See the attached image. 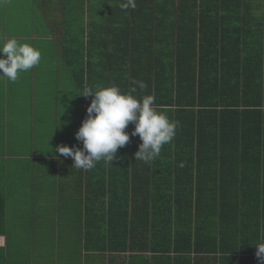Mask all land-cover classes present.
<instances>
[{
  "label": "trees",
  "instance_id": "obj_1",
  "mask_svg": "<svg viewBox=\"0 0 264 264\" xmlns=\"http://www.w3.org/2000/svg\"><path fill=\"white\" fill-rule=\"evenodd\" d=\"M148 3L146 13L172 12L171 26L169 19L159 23L154 38L147 32L112 35L111 42L128 46L110 53L113 61L89 86L116 85L125 93L136 87L132 95L153 96L157 111L179 125L155 160H136L142 141L134 136L112 164L101 160L92 169L116 192L108 220L97 216L110 231L101 247L110 254L105 263L260 264L255 246L264 242V32L249 27L259 20L244 13L264 12V4ZM231 15L246 28H224ZM87 98L86 109L93 97ZM134 127L130 123L126 132ZM5 209L0 196V235Z\"/></svg>",
  "mask_w": 264,
  "mask_h": 264
},
{
  "label": "rangeland",
  "instance_id": "obj_2",
  "mask_svg": "<svg viewBox=\"0 0 264 264\" xmlns=\"http://www.w3.org/2000/svg\"><path fill=\"white\" fill-rule=\"evenodd\" d=\"M58 5L51 6L53 10H47V8L44 10L39 2L35 6L31 0H0V41L6 42L8 39L15 38L22 43L31 44L41 52L40 64L27 72L20 73L16 82L7 79L0 80V163L7 158L5 155L7 150L3 149L6 144L10 153L15 149L18 154H16L18 156L16 164L19 165L21 171L31 172L33 170L29 167L30 162L28 161V157H30L29 150L32 146L31 128L34 127L35 129L34 136L37 144L40 142V132L44 131V141L40 150V153L44 154H53L56 141L52 138L55 134L57 136L59 134V144H62L67 135H74L79 130L87 109H83L85 101H83L82 96H79L83 91V87L79 82L76 85L73 79H76V74L80 70L85 72L88 65L90 74L98 72L99 69L101 57L99 51L101 49L86 43L87 41L91 42L92 36L87 37L84 34L86 30L83 26L86 27V20L93 26L100 23L99 16L102 15L101 13H105L106 10L102 4L94 2L86 19L85 13L82 15L81 6H78L76 11L79 12V16L72 15L68 17L70 18V24H72L70 28L69 25L65 26L63 24V18L65 17L58 15L60 13L56 11ZM116 6L113 5L114 8ZM62 7L61 4L60 8L63 9ZM54 18L56 22L52 21ZM65 29L68 32H63ZM61 31L62 33H68V35H70L69 32L72 33L70 36L74 41L72 54L70 55L72 60H65L63 54H61V57L57 56L55 58V53L58 50L55 42L60 41ZM2 55L0 54V56ZM66 61H68L70 67L67 66ZM71 69L75 72V75H73ZM48 79H51L52 82ZM53 79H64L57 100L60 113L59 119L62 126H66L67 123L72 125L68 130H64V127H62L61 132L55 131L51 125L47 124L50 120L48 116L44 117L45 126H40L42 120L40 114L45 111L42 103H48L50 106L56 105V88ZM106 82L104 80L99 84L102 83L105 86ZM89 83L90 86L94 84ZM42 88L50 93V98L43 99L39 97L38 94ZM34 91L35 95L32 97ZM5 104L7 109L4 107ZM66 105H74V107L71 109V107H65ZM33 109L35 115L32 114ZM65 119H68L69 122ZM5 166L6 164H0V174L6 171ZM12 170L13 172L19 171L17 168H12ZM62 172L69 171L63 169ZM10 174L13 173L10 172ZM70 178L66 174L61 175L62 187L66 185L68 190L67 195H63L61 199L62 201L65 200V203L69 206H67V209H63L65 205H62L60 219L56 220L59 221V225H54V222H52L40 229L39 235L31 233L27 237L23 235V229L16 228L13 215H10L11 218L8 220L6 229L7 232H10L8 233L9 238L7 244L4 245L5 248L0 249V264H29L30 261H33L34 264H81L79 258H82L85 248L81 241L84 238L81 239L79 235L83 231V226L86 229L85 221L87 217L85 213L83 215L82 209L83 204L87 203L88 205V200L85 199L83 190L78 184L80 182L70 180ZM4 182V180L0 182V192L5 199H11L7 201L12 205L13 200H17L18 196H14L9 190H6V183ZM30 184L31 182H28L26 186L28 189L31 187ZM30 198L29 195L26 197L27 200H30ZM66 213L71 216L70 223L65 220ZM55 214L58 213L55 212ZM52 220H54L53 217ZM25 230H29V228H25ZM86 256L88 257L87 252Z\"/></svg>",
  "mask_w": 264,
  "mask_h": 264
},
{
  "label": "crops",
  "instance_id": "obj_3",
  "mask_svg": "<svg viewBox=\"0 0 264 264\" xmlns=\"http://www.w3.org/2000/svg\"><path fill=\"white\" fill-rule=\"evenodd\" d=\"M151 0H136V8H143V10L135 11V12H127L133 11L134 9L129 8L127 10H122L120 5L126 0H31L33 5H37L39 2V5L44 8V10L47 8V10H53L51 6H54L55 4L58 5V9L56 8V11L60 12L58 15L63 16L65 18L63 21V24L69 25L70 28L72 27V24H70V16L75 15L76 17L79 16V12L76 11V8L78 6H81V12L82 15L85 13V18L87 19L89 15V11L91 7L94 5V2H97L99 4H102L103 8L106 10L105 13H101L100 19L101 22L97 23V25L93 26L89 21L86 20V27L83 26V28L86 30L84 32L87 37L90 35L93 37L92 41L86 42L88 45L92 44L95 45L97 48H100L101 50L99 53H106L101 55L100 57V63H99V69L98 72L95 73H89V65L86 68V71H79L76 74V79L74 80V83L77 85V82L82 85L83 89L85 87H90V83L96 84V78L95 76H98L100 71L104 70L105 67H109L110 60L113 61V58L111 59L110 53L115 51V49H124L126 44L118 43L119 40L113 39L112 35L117 36H127L128 34H137L141 35L147 32L145 35L153 36L157 34L159 31V23H164L167 19H169V25L171 26V21H173L172 12L168 14L164 11L158 13V12H152L149 13L147 11V8L149 7L146 5V3ZM153 4L158 3L162 5L163 8V0L157 1L152 0ZM172 2V0H170ZM243 1V0H242ZM246 1V0H245ZM253 1L257 4H264V0H249ZM63 5V9L60 8V5ZM105 4V7H104ZM151 4V7H154V5ZM113 5H117L116 8L113 7ZM56 7V6H55ZM54 7V8H55ZM145 10V11H144ZM135 15L137 17L136 19L139 22H126L128 21V18H131ZM168 14V15H167ZM245 16L248 17V19L252 20H259L256 25H249V27H252L256 30H262L264 32V12L260 13H252V14H246ZM219 18H223L222 15L219 16ZM236 18V15L225 17V19H231L232 24L229 22H224L223 26L224 28H227L229 30H234V28H243V30L246 28V25L243 26V22L240 23H233V20ZM153 20V22H151ZM54 22L55 18L52 20ZM160 21V22H159ZM63 32H68L67 29L63 30ZM68 33H60V41H56L55 44L57 45V52L55 50V58L61 57V54H63V58L71 59L72 54V48H73V40L71 39V34ZM37 37V36H35ZM94 37H97V39H94ZM102 37V38H101ZM100 38V40H99ZM154 48V47H153ZM155 49V48H154ZM153 51L155 52V50ZM103 51V52H102ZM107 55V56H106ZM69 56V57H68ZM45 57V56H44ZM117 58V57H116ZM116 60V59H114ZM248 60V59H246ZM59 61V60H58ZM242 62H245V60H242ZM251 61V60H249ZM67 66H69L68 61ZM240 62L239 64H241ZM253 64V63H251ZM237 67V66H236ZM101 69V70H100ZM71 71H73L71 69ZM87 73V75H85ZM73 75H75V72L73 71ZM50 82H52L51 79H48ZM94 80V82H93ZM104 81V78L101 79ZM62 81L64 82V79H53V82L55 83L56 88V105L50 106V104L43 102L42 107L45 110L40 115L42 116L41 125L45 126L44 123V117L48 116L50 120L47 122V124L51 125L53 129L57 132L62 131V127H64V130H68L72 125L70 123L65 124L66 126L61 125V120L59 119V108H58V97L61 93L60 86L62 85ZM100 81V80H99ZM108 83V82H106ZM82 89V90H83ZM35 91L32 93V97L35 95ZM39 97H42L43 99L50 98V93L46 91L45 88H42L39 92ZM31 97V98H32ZM83 101H85V105L83 107L84 110H86V101L88 100L87 97H82ZM33 100V98H32ZM48 104V105H47ZM47 105V108H46ZM5 109L6 104H5ZM8 107V105H7ZM65 107L73 109L74 105H66ZM32 114L35 115V111L33 109ZM85 120V114L83 121ZM65 121L69 122L68 119H65ZM82 126V125H81ZM79 126V128L81 127ZM66 128V129H65ZM34 127L30 129V133L32 134V146L29 150V156L28 161L29 167L33 169L31 172L21 171L19 168V165L16 164L18 154L15 152V149L11 151V153L8 151V145L5 144L3 149L6 151L7 158L2 160L0 164H3L5 166L6 171L4 173L0 174V182L4 180L6 183L5 189L9 190L10 193H12L14 196H18L17 200H13V204H9L7 200H11L9 198L5 199V224H4V230L2 234L0 235V249L5 248V244H7L8 241V233L7 227H8V220L11 218V214L14 218V224L16 225V228L23 229V235L29 236L31 233L36 235L40 234V229L44 228L46 225L54 222L55 224L59 225L60 219V211L62 205L63 209H67L68 204L65 203V200L62 201V196L67 195L66 192H68L66 185L62 187V179L61 175H67L70 176V180H77L80 188L83 190V195L86 200H88V205L83 204V215L86 214L87 220L86 223V229L83 226V231L79 235L81 237V240L84 244V252L82 254V258H79V261L81 264H107L105 263V258H108L110 255L109 252H105L104 249L101 250L102 244L106 242L108 243V236H110V231L107 225L105 223L101 224V221L97 219V216L102 215L104 220H108L109 218V208L113 204V199L111 198L116 197V192L113 191L110 187V185L104 184L103 178L101 177V174L98 173L97 170H93L94 172H91L92 170L85 171L83 169H75L74 168V161L70 157H63L59 153L53 154H44L40 153V150L42 149L43 141H44V131L40 132V142L37 144L35 142V136H34ZM78 130L76 131V133ZM70 133V132H69ZM76 133L74 135H67V137L63 140L62 144H59V134L58 136L55 134L53 136V140L56 141V145L53 147L55 149L57 146L60 145H66L69 147H83L81 142H78L76 140ZM51 140V139H50ZM50 145V144H49ZM36 146V150H35ZM10 154H9V153ZM17 154V155H16ZM12 161V162H11ZM98 164V163H97ZM98 166V165H97ZM26 167V166H25ZM100 167V166H99ZM99 167H96L99 168ZM4 168V167H3ZM12 168H17L19 171H14ZM69 171L63 173L62 170ZM103 172L108 173V167H103ZM13 173V174H10ZM101 172V173H103ZM62 173V174H61ZM106 173V174H107ZM100 175V177H99ZM99 180V181H98ZM28 182H31L29 189L26 187L28 185ZM57 182V183H56ZM26 187V189H24ZM11 189V190H10ZM21 191V192H20ZM10 195V194H8ZM19 195H22L19 197ZM31 196L30 200H27V196ZM0 196H3V194L0 192ZM4 197V196H3ZM85 201V200H84ZM116 208L118 207L117 199L115 201ZM12 206V208H11ZM15 211V212H14ZM68 211V210H67ZM63 211V212H67ZM58 213V214H55ZM16 213V214H15ZM69 213V212H68ZM68 213H66V222L70 223L71 216H68ZM111 216V214H110ZM52 217L54 220H52ZM12 218V219H13ZM18 222V223H16ZM84 223V222H83ZM67 227V226H65ZM25 228H29V230H25ZM35 235V236H36ZM34 236V235H32ZM86 252L88 257L86 256ZM67 262V261H66ZM14 264V263H13ZM27 264V263H26ZM29 264H34L33 261L29 262ZM70 264V263H69Z\"/></svg>",
  "mask_w": 264,
  "mask_h": 264
},
{
  "label": "clouds",
  "instance_id": "obj_4",
  "mask_svg": "<svg viewBox=\"0 0 264 264\" xmlns=\"http://www.w3.org/2000/svg\"><path fill=\"white\" fill-rule=\"evenodd\" d=\"M122 10L136 8V0H126L120 5ZM0 80L16 82L20 73L27 72L41 62V52L29 43H22L15 38L0 41ZM143 90L146 84L133 81ZM122 92L116 86L85 87L79 96L93 97L87 109V118L76 133V140L83 147L57 146L54 155L70 157L75 169L92 170L98 162L104 160L112 164L117 159L118 151L126 146L131 137L139 136L142 143L135 154L136 160L149 163L161 153L162 147L173 141L179 121L170 120L164 113L157 111L154 97L149 95L137 99L133 92ZM134 130L126 132L129 124ZM256 255L260 264H264V242L256 246Z\"/></svg>",
  "mask_w": 264,
  "mask_h": 264
}]
</instances>
